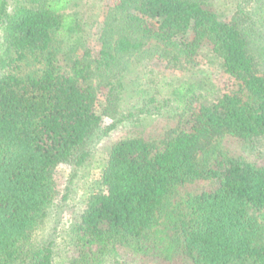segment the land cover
<instances>
[{"label": "trees", "instance_id": "16d2710c", "mask_svg": "<svg viewBox=\"0 0 264 264\" xmlns=\"http://www.w3.org/2000/svg\"><path fill=\"white\" fill-rule=\"evenodd\" d=\"M82 2L23 0L9 12L0 0V264H52L51 242L33 235L50 213L56 168L87 160L102 116L115 117L125 93L137 89L160 108L161 84L187 110L161 135L111 145L102 188L86 197L73 228L70 264L120 253L151 260L139 264H264V163L228 156L220 144L264 140V72L247 32L205 0H118L94 57ZM206 46L230 90L216 94L187 74L139 88L145 54L168 50L169 61L189 66ZM198 180L210 187L171 201Z\"/></svg>", "mask_w": 264, "mask_h": 264}, {"label": "rangeland", "instance_id": "374dc122", "mask_svg": "<svg viewBox=\"0 0 264 264\" xmlns=\"http://www.w3.org/2000/svg\"><path fill=\"white\" fill-rule=\"evenodd\" d=\"M9 12L23 0H6ZM209 2L219 16L225 21H238L240 27L247 32L250 52L254 55L264 72V0H205ZM118 0H83L82 13L88 18L86 45L92 56L97 57L100 49L98 36L103 26L106 12L114 7ZM152 47V46H151ZM3 48L2 31L0 28V52ZM150 48V46H148ZM151 51L145 54L138 72L140 89H145L144 83L155 77L156 81L167 79L173 81L183 75L200 77L216 94L232 88V80L222 71L218 60L213 57L210 47L203 48L201 54L193 64L185 66L184 63H173L165 55ZM164 52V51H161ZM213 60V61H212ZM101 79L94 78V84ZM161 84V82L159 83ZM162 85V84H161ZM155 88L156 104L161 107L155 109L154 104L144 102L143 92H127L122 96L119 110L115 117L102 116L99 128L89 143V156L81 166L73 164H60L54 173V196L50 213L42 225L33 235L35 242H51L53 250L52 264H70L73 257V228L80 220L84 209L86 197L102 188L100 184L102 168L105 164L111 145L120 139L141 136H157L173 127L175 119L185 113L189 105L178 106L170 95V88ZM148 87H151L147 84ZM135 90V89H134ZM107 89L98 88V108L101 111L105 103ZM147 103V102H146ZM147 110V111H146ZM228 156H241L250 161L264 163V140H255L253 143L244 142L231 136H225L220 142ZM208 182L198 180L178 188V196L196 193L209 188ZM142 261H151L133 254H119L117 257L106 258L101 264H139ZM167 264H189L182 258H173Z\"/></svg>", "mask_w": 264, "mask_h": 264}]
</instances>
